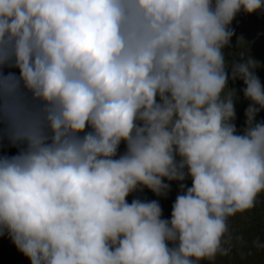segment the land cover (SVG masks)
Returning <instances> with one entry per match:
<instances>
[{
  "label": "clouds",
  "instance_id": "1",
  "mask_svg": "<svg viewBox=\"0 0 264 264\" xmlns=\"http://www.w3.org/2000/svg\"><path fill=\"white\" fill-rule=\"evenodd\" d=\"M241 11L264 0H0V236L31 264L227 255L229 219L264 193L259 62L224 52ZM172 181L170 218L128 200Z\"/></svg>",
  "mask_w": 264,
  "mask_h": 264
},
{
  "label": "rangeland",
  "instance_id": "2",
  "mask_svg": "<svg viewBox=\"0 0 264 264\" xmlns=\"http://www.w3.org/2000/svg\"><path fill=\"white\" fill-rule=\"evenodd\" d=\"M230 27L234 30L229 47L224 49L228 61L240 62V54L244 58L249 56L259 62V67L255 69L256 75L264 85V11H257L252 14L241 11L232 21ZM6 71H16L6 69ZM229 88L237 90L239 97L235 102L237 128H243L245 122V110L250 101L243 96L241 89L245 87L242 80H229ZM258 121H264V110L256 117ZM125 146L121 144L120 152L124 151ZM4 151L12 154L15 149L9 148L5 143ZM185 183L191 186V180ZM171 190L167 196H156L148 189L142 192L133 193L128 197L129 202L133 198L141 200H158L163 209V218H170L171 207L179 192L178 182L172 181ZM229 231L231 235L230 251L227 255H218L212 264H264V249L256 248L253 241L260 238L264 242V193L258 195L255 206L243 213H238L229 219ZM0 264H31V261L20 252L11 238L5 233L0 236ZM208 264V262H202Z\"/></svg>",
  "mask_w": 264,
  "mask_h": 264
}]
</instances>
